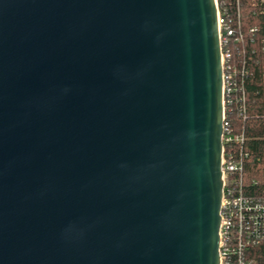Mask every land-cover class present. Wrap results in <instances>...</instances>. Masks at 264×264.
I'll return each mask as SVG.
<instances>
[{"label": "water", "instance_id": "1", "mask_svg": "<svg viewBox=\"0 0 264 264\" xmlns=\"http://www.w3.org/2000/svg\"><path fill=\"white\" fill-rule=\"evenodd\" d=\"M215 0H0V264H218Z\"/></svg>", "mask_w": 264, "mask_h": 264}, {"label": "built area", "instance_id": "2", "mask_svg": "<svg viewBox=\"0 0 264 264\" xmlns=\"http://www.w3.org/2000/svg\"><path fill=\"white\" fill-rule=\"evenodd\" d=\"M234 13L221 15L218 0L217 28L221 46L223 121L221 134L222 197L220 201V225L218 264H264V252L251 250L264 243V178H253L249 185L253 190L245 194V168L249 159L245 145L248 142L243 131L235 133L226 112L236 111L245 120V85L250 71L246 65L233 62L231 45L253 40L258 44L260 65L264 78V32L259 25L245 32L239 30L242 4H248L252 16L262 24L264 0H233ZM261 21V23H260ZM263 25V24H262ZM252 51L255 52V49Z\"/></svg>", "mask_w": 264, "mask_h": 264}, {"label": "trees", "instance_id": "3", "mask_svg": "<svg viewBox=\"0 0 264 264\" xmlns=\"http://www.w3.org/2000/svg\"><path fill=\"white\" fill-rule=\"evenodd\" d=\"M233 0H218L221 15L227 12L229 16L234 13ZM243 9L240 17L239 30L245 32L251 26L259 25L264 32V16L262 24H259L258 18L252 16L248 4H242ZM261 23V21H260ZM255 49V52L252 51ZM232 60L237 65H246L250 71L245 85L246 92V115L245 120L236 111V105H233L232 111L226 112V118L230 120L233 131L238 133L244 132L248 142L245 145L249 153V159L245 168V194H249L252 189L249 182L253 178H264V78L262 77V67L260 65V53L258 52V44L253 40V44L246 40L243 43H235L231 45ZM260 185L257 188H263ZM253 252H264V243L258 245L251 250Z\"/></svg>", "mask_w": 264, "mask_h": 264}]
</instances>
